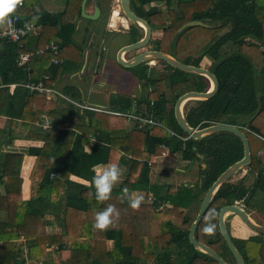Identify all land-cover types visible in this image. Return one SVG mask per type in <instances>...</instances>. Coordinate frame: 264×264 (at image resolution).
Here are the masks:
<instances>
[{
	"label": "trees",
	"instance_id": "trees-1",
	"mask_svg": "<svg viewBox=\"0 0 264 264\" xmlns=\"http://www.w3.org/2000/svg\"><path fill=\"white\" fill-rule=\"evenodd\" d=\"M20 1L16 0L14 10L7 16L19 15V25L35 24L42 29L39 36L25 38L23 47L0 40V46L5 48L0 51V115L7 111L12 120H22L30 138L42 141L43 146L27 150L36 158L28 201L22 198L20 168L0 162V264H218L190 243L189 231L195 219L186 211L198 204L200 209L204 199L201 196L228 168L243 159L244 146L236 135L227 132L193 139L175 118L177 100L189 92H207L209 80L171 66H167L170 73H162V77L143 63L126 68L136 70L141 85L154 87L143 101L120 97L117 104L113 98L111 110L78 106V91L73 86L60 89L57 83L64 74L79 73L84 64V55L71 43L84 0H67L64 12L57 15L44 11L38 0H22L23 6L18 5ZM157 1L166 4L168 16L152 6ZM130 2L134 14L144 19L153 32H162L154 43L155 51L195 67H201L204 59L211 63L209 70L218 80V92L211 99L189 101L184 106L188 125L195 130L216 124L238 127L250 142L252 162L247 170L256 177L254 183L250 187L243 181L224 184L195 234L196 240L226 259L225 252H231L222 235L218 232L213 239L212 233L203 231L209 222V211L215 210L216 221L222 207L250 201L257 193L264 195V166L258 157L264 150V0ZM175 2L179 14L174 11ZM228 18L235 20L234 28L231 22L221 23ZM194 21L205 25L181 31ZM141 30L131 27L132 43L143 38ZM51 41L60 46L63 65L51 64L50 51L36 54ZM21 53L32 56L25 66L18 67ZM254 66L262 81L260 113ZM41 81L47 88L58 89L64 98L48 99L25 87ZM12 84L16 90L10 94ZM142 102L143 111L139 109ZM53 113L57 116L48 129L38 125L37 130L31 128L42 115ZM128 116L152 123L140 128L135 121V125L128 126ZM14 122L8 131L10 144L16 137ZM162 146L171 153H180L184 162H200V179L194 186L163 185L157 181L156 160L162 155ZM2 147L0 143V157ZM124 147L132 149L129 157ZM108 164L127 166L128 173L113 187L109 200L97 201L92 177L97 166ZM134 194L143 196L136 209L128 206V196ZM108 204L114 205L118 213L112 225L103 231L94 229L95 214ZM48 221H54L61 231L49 232ZM258 239L233 238L238 251L242 247L246 264H257L254 247L263 246Z\"/></svg>",
	"mask_w": 264,
	"mask_h": 264
},
{
	"label": "rangeland",
	"instance_id": "rangeland-1",
	"mask_svg": "<svg viewBox=\"0 0 264 264\" xmlns=\"http://www.w3.org/2000/svg\"><path fill=\"white\" fill-rule=\"evenodd\" d=\"M63 5H66L67 0H60ZM102 4V9H103V15L101 17V19L99 20L98 24L96 25L95 23L92 24L91 26V34L88 37L87 43L88 46H93V48L98 49V45L100 42V36L102 33V28L105 24V21L107 19V16L109 14V11H113L114 9H116L115 11H118V8L120 6V0H89L88 4L91 7V11L92 13H94V11H96L98 9V5ZM83 5V3H82ZM114 8V9H113ZM114 11V13H115ZM167 9L165 12H162L165 16L167 15ZM113 13V14H114ZM118 13H120V17L121 19H126L125 15L123 14L122 10H120V12L118 11ZM92 15V14H90ZM95 15V14H94ZM119 16V15H118ZM117 16V17H118ZM168 16V15H167ZM116 17V19H117ZM115 19V20H116ZM129 21V20H127ZM86 23L85 20L82 21V24ZM113 23H115V21H113ZM130 23V21H129ZM87 25V24H86ZM90 25V23H89ZM131 25V24H129ZM118 27L121 28L122 30L123 27L121 26V24H118ZM136 27V26H135ZM82 34L79 37V41L82 40V38L85 36L83 33V30L81 32ZM94 33V37L93 39H91V35ZM139 34L143 35L144 37V30H141V32H139ZM162 37V32L161 31H157L153 33L152 39L150 42V44L143 49L144 51H155V41L160 39ZM111 43H110V52L109 55L107 53V56L109 57L108 59L110 60V62L112 63V68H110L106 74V77H101L100 76V71H99V67L98 69L94 70V72L92 73L91 71L85 72L84 74L81 75H74L71 77V74H66L62 79H60V81L58 82L59 88L60 89H64L65 87H72L74 89H79L80 92V96H79V100H76L78 102V105H80L81 107H85L87 109L89 108H94V107H100V105H104L105 103L107 104L109 102L110 97L113 95V93L117 92L118 95L123 96L124 94H136L140 99V101H143L147 94L151 91H153L154 87L152 88H147L146 86H144L143 84L141 85L140 80L138 79L136 75V70L135 69H126L124 68L125 72H121L120 74L118 72H120L121 70L119 69L117 63L115 62V54H116V50L118 47L122 46L123 44L129 43L128 42V38H124L121 36L115 37L114 39H111ZM141 51V50H139ZM139 51L136 52H132L133 54L131 55H135V53H138ZM106 56V54H104ZM148 65L151 68H154L156 73L162 75V77L164 75H168L170 73V69L167 67L169 65H165L164 62H161L159 60H153V62L148 63ZM201 67L205 68V69H209V64H205V62H202ZM91 72V74L89 73ZM163 73V74H162ZM198 75V74H195ZM103 80V83H102ZM209 80V79H208ZM210 83V88H211V81H208ZM89 84V85H88ZM101 84H104V89L102 91H97L99 87L97 86H101ZM140 85V87H139ZM75 86V87H74ZM94 86V87H93ZM77 87V88H76ZM116 88V89H115ZM94 89V90H93ZM100 90V89H99ZM117 90V91H116ZM144 95H141V94ZM84 99V102H83ZM190 101H196V100H190ZM188 103V102H187ZM186 103V104H187ZM105 104V105H106ZM185 104V105H186ZM94 106V107H93ZM145 106L144 103L142 102L141 107H139L140 110H144ZM130 124H132L131 126L135 125V121L133 122H129ZM228 133V132H227ZM157 163V181L160 184L163 185H174V186H178L181 187L183 185H188V186H194L196 184V182L200 179V162H194V163H188V162H184L181 154L180 153H170L167 157H162V158H158L156 160ZM247 169L244 168L242 171H240L237 175H235L229 182L225 183V184H232V183H238L239 178L243 172ZM161 170V174H159V171ZM165 175H169L171 177L166 178ZM171 178H173V180H170ZM250 181L249 180H246ZM174 182V183H173ZM245 182V184L250 187L253 182H251L250 184H247ZM165 183V184H164ZM172 183V184H171ZM236 185V184H235ZM234 186V185H233ZM136 194L133 195V197ZM205 196V194H203L201 197V199H203ZM249 203H251V205H248ZM245 210L252 216L253 222L255 224H264V195L263 194H257L254 196V198L250 201H245ZM256 211L257 213H253V211ZM187 215L189 217H191L192 219H196L199 213V204L195 205L193 208H191L190 210H187ZM228 226H229V232L231 235L237 236L238 234L240 235V233H247L244 237L240 238V237H235L237 239H242L245 240L246 236L248 235H252V232L247 230V227L244 226L243 223H241L239 221V219L237 217H233L232 214H228ZM215 219L213 221V223L215 224V229L212 232V238H217L215 237V235L217 236L218 234V228H217V224L215 223ZM263 226V225H260ZM260 239V240H259ZM259 241H261L263 243L264 246V236L260 235L259 237ZM261 243V244H262ZM112 246V244H110V247ZM263 246H257L255 245L254 247V258L256 259V263L257 264H264V253H263ZM239 252L240 254H244L243 253V249L242 247H239ZM225 260H227V264H237L235 259L231 256V254L229 252H225ZM234 259V261H233Z\"/></svg>",
	"mask_w": 264,
	"mask_h": 264
},
{
	"label": "crops",
	"instance_id": "crops-1",
	"mask_svg": "<svg viewBox=\"0 0 264 264\" xmlns=\"http://www.w3.org/2000/svg\"><path fill=\"white\" fill-rule=\"evenodd\" d=\"M38 1H39L40 5L42 6V8L44 9V11H46L47 13H50V14H54V15L63 13L65 10V7H66V5H63V3L60 0H38ZM88 1L89 0H86L84 13H86L89 16H93L94 14H96V11H94V13H92L91 7L89 6ZM152 6H157L161 12H165L167 9L166 4L164 2H161V1H157V2L153 3ZM173 8H174V11L179 14V10L176 6V2L174 3ZM116 9H114L113 11H109V14L107 16L105 24L102 28V33H101L100 42H99L100 45H98L100 47H98V49L93 48V46H88L87 40L91 34L92 24L95 23L97 25L99 20L101 19L102 15H103L102 5H98L99 14L95 19H89L81 13V17L75 21L76 26H75L74 33L71 36V43L73 45H75L76 48H78V50H80V52L84 55V64H83L82 68H80L78 70L80 72L72 74L71 77L74 75H80V77H81L82 74H84L85 72H88V71H91L93 73L95 70V72H96L98 67H99V71H100V76L106 77L108 70L113 67L112 63L108 59L109 57L107 56V53L109 55V52H110L109 46H110V43L112 41L111 39H114L115 37H118V36L124 37L126 39L128 38V42H129V43L123 44L122 46L118 47L116 50V54H115V62L117 63L119 69L121 70L118 73L120 74L121 72H125V70H124L125 67L120 66L117 62V53L122 47L132 43L130 30H131V27L133 26V24L131 22L129 23V21H127L128 19L126 17H125L126 19H121V17H119L120 13H119V16L117 17V19L115 20V23H113V13ZM147 9H148V7H147ZM120 10H121V6H119V8H118L119 12H120ZM90 14H92V15H90ZM84 20L86 23L82 24V21H84ZM89 23H90V25H89ZM118 24H121V26L123 27L124 30L119 28ZM129 24H131V25H129ZM5 26H6L5 20L2 19L0 21V27L5 28ZM37 26L39 27V34H40L42 27L39 25H37ZM82 30H83V33L85 36L82 38L81 41H79V37L82 34L81 33ZM155 32H157V31H155ZM39 34L36 36H32V37H37V36H39ZM93 37H94V33L91 35V39H93ZM0 47H3V46H0ZM4 49L5 48H3L2 50H4ZM2 50H0V51H2ZM143 52H144V50H141L138 53H135V55H131L133 53L129 52V53L124 54V58L126 60H132L137 55H139L140 53H143ZM104 54H106V56ZM203 62H205V64H207V65L209 64V68H210L211 63L208 60L204 59ZM91 72H89V73L91 74ZM65 75L66 74H64L61 77V79ZM102 83H103V80H102ZM104 86H105L104 84H101V86L96 85V87H99L97 91H102L104 89ZM139 87H140V85H139ZM15 90H16L15 84H12L9 87L10 94H13ZM76 90L78 91V93H77L78 97L77 98L79 100V96H80L81 91L79 92L78 88ZM141 95H144V94L142 93ZM54 97H53L54 99H57L56 96H54ZM120 97H127V98L135 99V100L140 99L136 94H131V95L124 94L123 96H121V95H118L117 92L116 93L114 92L113 95L110 97L109 102L107 104L105 103L106 105L105 104L100 105V107H96V108L111 110V108H112L111 107V100L113 98H115L114 99L115 102L117 104H119V98ZM83 102H84V99H83ZM78 106H80V105H78ZM56 116L57 115L55 113L50 114V115H42L41 120L50 123L56 118ZM13 121H15L14 123H15V135H16V137L13 140V142L10 144L8 142V139L10 138L8 136V131H10V128L12 126ZM22 124H23V121L20 119L12 120V118L8 116L7 111L6 112L4 111V113L2 115H0V143L3 144L0 162L4 163L7 166L20 168V177L23 180V182H22V198L24 201H28L30 199V193H31L30 176H31L33 167L35 165L36 158L34 156H31L30 154H28L27 150L32 148V147H42L43 142L42 141H36L35 139L30 138L29 132L27 130L23 129ZM127 125L130 126L131 124L129 123ZM31 128L33 130H37L38 127L35 123V124L31 125ZM131 152H132V149L130 147H124V153L128 157L131 155ZM258 157L264 166V150H262L259 153ZM116 165H118L120 168L121 178L116 183L115 186H117L125 178V176L128 173V167L127 166H123L121 164H116ZM158 171H159V174H161V170H158ZM165 177L168 178L171 176L165 175ZM238 178H239L238 183H240L241 181H243L245 183L246 180L250 179V181L246 182L247 184H250L251 182L254 183L256 177L249 175L248 170L246 169L243 172V174ZM73 180L78 181L79 183H82V184H87L86 182L79 180L77 178H73ZM170 180H173V178H171ZM238 183H235V184H238ZM3 189L4 188L2 187L1 188L2 193L4 192ZM257 194H262V193H257ZM2 205H3L4 210H5L6 209L5 197L2 198ZM248 205H251V203H249ZM253 213H257V212L254 210ZM259 225L264 226V224H259ZM47 229L49 232H54V233H59L61 231L59 226L54 221H48L47 222ZM246 234L247 233H240V235L238 234L236 237L242 238L241 236H245ZM262 248H263V253H264V246Z\"/></svg>",
	"mask_w": 264,
	"mask_h": 264
},
{
	"label": "water",
	"instance_id": "water-1",
	"mask_svg": "<svg viewBox=\"0 0 264 264\" xmlns=\"http://www.w3.org/2000/svg\"><path fill=\"white\" fill-rule=\"evenodd\" d=\"M85 3L86 0L83 1L82 5V14L89 18V19H95L98 14L99 10H96V14L93 16H89L86 13H84V8H85ZM120 6L123 14L125 17L136 27L141 28L144 30V37L135 43H131L129 45H126L122 47L118 53H117V62L120 66L125 67V68H136L140 66L142 63H151L153 60H159L161 62L167 63L169 66L173 67L174 69H177L179 71L189 73V74H198L200 76H203L211 81V88L207 92H189L184 95H182L176 102L175 104V118L176 121L178 122L179 126L181 129L191 138L200 140L206 136L215 134V133H220V132H228V133H233L236 135L243 143L244 146V157L242 160L239 162L235 163L233 166L228 168L217 180L216 182L210 187V189L207 191L203 202L201 204L199 213L197 218L195 219V222L191 225L190 231H189V240L190 243L193 245V247L208 255L209 257L213 258L215 261H217L218 264H227L226 260L221 257L218 253H216L213 249L208 247L207 245L199 242L195 238L196 230L198 226L200 225L203 216L205 215L212 199L214 196L217 194L219 189L227 182H229L235 175H237L240 171H242L244 168L248 167L251 162H252V155H251V147H250V142L244 132L241 131L240 128L238 127H233V126H227V125H222V124H216L201 130H195L192 129L185 117H184V106L187 102L190 100H208L213 98L219 89V83L216 78V76L208 69H205L203 67H195L192 65H186L183 64L174 58L158 52V51H144L143 53H140L137 55L135 58L132 60H126L124 58V54L129 53V52H136L139 50L145 49L151 42L152 36H153V31L150 25L142 18L138 17L134 12L131 10V2L130 0H120ZM225 22H231L232 27L234 28L236 22L234 19L228 18L221 23ZM193 26H204L202 22L194 21L186 24L181 31L188 27H193ZM4 47H0V50H2ZM237 54V52H235ZM241 54V53H240ZM244 55V54H241ZM254 65V64H253ZM255 72H256V77H257V82H258V92H259V97H258V103H259V109L258 113H260L263 109V98L261 95L262 92V81H261V76L260 72L257 70V68L254 66ZM249 119V118H247ZM228 214L236 215L242 221L251 229L256 231L257 233L264 235V226H260L255 224L251 217L246 213V211L241 208L240 206L233 204V205H227L221 208L219 212V228L221 231V235L224 238L226 245L231 252L233 258L235 259L237 264H246L244 258L236 248L235 244L233 243V238L230 234V232L227 229L226 223H225V217Z\"/></svg>",
	"mask_w": 264,
	"mask_h": 264
},
{
	"label": "built area",
	"instance_id": "built-area-1",
	"mask_svg": "<svg viewBox=\"0 0 264 264\" xmlns=\"http://www.w3.org/2000/svg\"><path fill=\"white\" fill-rule=\"evenodd\" d=\"M18 5L23 6V1L21 0ZM2 19L5 20L6 26L5 28L0 27V40L18 43L20 44V47H23L21 43L25 38L36 36L39 34V27L35 24H29L26 26L19 25L21 21V17L19 15L0 17V21ZM46 51H50L52 54V57L50 59L51 64L55 66L64 64V59L61 57L60 54V46L57 43L51 41L44 50L36 51V54L43 55ZM31 56V53H21L17 59V66H25L29 62ZM43 79L46 80L47 77L44 76ZM25 87L29 90L30 93L38 92L41 94H45L48 99H52L54 96L64 98L56 88H47L42 81L39 83L26 84ZM131 121L138 122V126L140 128L146 123H152V121L143 120L140 117L128 116V122ZM36 125L41 127L43 130H46L49 128L50 124L46 121L40 120L37 122ZM162 149L163 152L160 158L167 157L171 153L170 149L166 146H162ZM149 202H152V198L149 199ZM235 204L245 209L244 200L238 201Z\"/></svg>",
	"mask_w": 264,
	"mask_h": 264
},
{
	"label": "clouds",
	"instance_id": "clouds-1",
	"mask_svg": "<svg viewBox=\"0 0 264 264\" xmlns=\"http://www.w3.org/2000/svg\"><path fill=\"white\" fill-rule=\"evenodd\" d=\"M16 0H0V17H5L14 10ZM121 178V171L118 165L108 164L99 165L96 167L95 174L92 177V185L94 187V198L97 201H107L110 199L113 187ZM126 191V190H125ZM143 196L135 195L128 196V206L136 209L140 206ZM117 210L114 205L108 204L102 210L98 211L94 217L92 227L97 230H106L113 223V216L117 215ZM215 210H210L208 213V223L205 224L203 231L212 233L215 229V224L212 221L215 218Z\"/></svg>",
	"mask_w": 264,
	"mask_h": 264
},
{
	"label": "flooded vegetation",
	"instance_id": "flooded-vegetation-1",
	"mask_svg": "<svg viewBox=\"0 0 264 264\" xmlns=\"http://www.w3.org/2000/svg\"><path fill=\"white\" fill-rule=\"evenodd\" d=\"M149 62H147L146 64H148ZM246 201V200H245ZM244 201V202H245ZM236 202H238V201H236ZM235 202V203H236ZM234 203V204H235ZM245 205V204H244ZM246 207V206H245ZM200 210V209H199ZM245 210V209H244ZM246 211V210H245ZM220 212V211H219ZM246 213H248L247 211H246ZM248 215L251 217V219H252V216L248 213ZM228 216L229 215H227L226 217H225V223H226V226H227V229H228V231H229V226H228ZM233 217H237L236 215H233ZM238 219H239V221L241 222V223H243L244 224V226L245 227H247V229L249 230V231H251L252 232V235H248V236H246V239L245 240H249V239H252V238H259L260 237V235L261 234H259V233H257L256 231H254L253 229H251L250 227H248L243 221H242V219H240L239 217H237ZM252 221H253V219H252ZM216 224H217V226H218V232L221 234V231H220V228H219V213H218V216H217V218H216ZM258 225V224H257ZM216 236V235H215ZM232 236V238H235L236 236H234V235H231ZM262 236H264V235H262ZM241 237H244V236H241ZM237 239V238H236ZM243 257V256H242Z\"/></svg>",
	"mask_w": 264,
	"mask_h": 264
},
{
	"label": "bare ground",
	"instance_id": "bare-ground-1",
	"mask_svg": "<svg viewBox=\"0 0 264 264\" xmlns=\"http://www.w3.org/2000/svg\"><path fill=\"white\" fill-rule=\"evenodd\" d=\"M119 15L118 11H115L113 14V21H115L116 17ZM120 17V16H119ZM120 19V18H119Z\"/></svg>",
	"mask_w": 264,
	"mask_h": 264
}]
</instances>
